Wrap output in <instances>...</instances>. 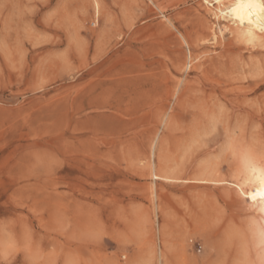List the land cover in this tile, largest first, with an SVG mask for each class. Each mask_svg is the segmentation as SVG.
<instances>
[{"label":"rangeland","instance_id":"374dc122","mask_svg":"<svg viewBox=\"0 0 264 264\" xmlns=\"http://www.w3.org/2000/svg\"><path fill=\"white\" fill-rule=\"evenodd\" d=\"M207 7L0 0V264H264V40Z\"/></svg>","mask_w":264,"mask_h":264},{"label":"bare ground","instance_id":"6f19581e","mask_svg":"<svg viewBox=\"0 0 264 264\" xmlns=\"http://www.w3.org/2000/svg\"><path fill=\"white\" fill-rule=\"evenodd\" d=\"M204 2H205V5H207L209 8H211V10L214 12L213 14H214L215 18L218 19V21H227L230 24V25L225 26L223 28H219L218 33L216 32L214 34V36L216 38L219 37L218 34H220V36L223 37L225 35V33L228 31L233 35L235 34L238 38L246 40L247 42H249L251 44H256V43H259L262 40H264V0H212V1L204 0ZM94 6H95L96 13L97 12L99 13L98 2L95 3ZM189 55H191V53H189ZM255 74H256V72H255ZM247 92H248V90H247ZM259 99L261 100L262 97ZM246 120H247V118H246ZM239 156H240V154H239ZM242 173L244 175L243 182L236 181V182L232 183V185L235 188V190L238 192L240 197L245 199V201L248 200L250 202L252 208L258 214L257 219L255 221L252 220V221H254V223H253V227L251 230L254 233L253 235L258 240V243L260 245L264 246V197L259 195L260 192H264V163L263 164L260 163L257 159H254V157H252V156H250V157L246 156V157H244V159L242 161ZM153 176L155 177V179L160 178L157 174H154ZM210 177L211 176H209V178ZM197 182L210 183L209 181H206V180L197 181ZM216 183L225 184L226 182L220 181V182H216ZM236 227H234V229ZM242 229H243V227H242ZM250 233H251V231H250ZM245 239H247V238H245ZM254 249H256V248H254ZM252 251H253V249H252ZM263 253L264 252H262V254ZM257 256H259V255H257ZM253 257H255V256H253ZM258 258H257V260H258ZM262 262H264V261H262Z\"/></svg>","mask_w":264,"mask_h":264},{"label":"snow or ice","instance_id":"6c2138e0","mask_svg":"<svg viewBox=\"0 0 264 264\" xmlns=\"http://www.w3.org/2000/svg\"><path fill=\"white\" fill-rule=\"evenodd\" d=\"M259 195H261L262 197H264V192H260Z\"/></svg>","mask_w":264,"mask_h":264}]
</instances>
